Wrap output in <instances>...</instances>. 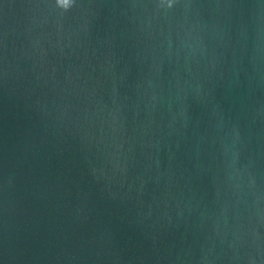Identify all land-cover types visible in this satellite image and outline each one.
<instances>
[{
    "label": "water",
    "instance_id": "95a60500",
    "mask_svg": "<svg viewBox=\"0 0 264 264\" xmlns=\"http://www.w3.org/2000/svg\"><path fill=\"white\" fill-rule=\"evenodd\" d=\"M0 264H264V0H0Z\"/></svg>",
    "mask_w": 264,
    "mask_h": 264
}]
</instances>
